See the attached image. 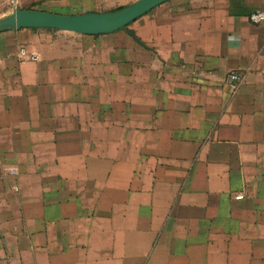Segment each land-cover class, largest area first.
I'll return each instance as SVG.
<instances>
[{
    "label": "crops",
    "instance_id": "1",
    "mask_svg": "<svg viewBox=\"0 0 264 264\" xmlns=\"http://www.w3.org/2000/svg\"><path fill=\"white\" fill-rule=\"evenodd\" d=\"M137 1L0 0V19ZM261 8L169 0L108 34L1 32L0 264H264Z\"/></svg>",
    "mask_w": 264,
    "mask_h": 264
},
{
    "label": "water",
    "instance_id": "2",
    "mask_svg": "<svg viewBox=\"0 0 264 264\" xmlns=\"http://www.w3.org/2000/svg\"><path fill=\"white\" fill-rule=\"evenodd\" d=\"M169 0H138L117 10L98 14L77 16L16 8L10 15L0 19V33L7 30L48 28L84 35L108 34L127 27L158 5Z\"/></svg>",
    "mask_w": 264,
    "mask_h": 264
},
{
    "label": "built area",
    "instance_id": "3",
    "mask_svg": "<svg viewBox=\"0 0 264 264\" xmlns=\"http://www.w3.org/2000/svg\"><path fill=\"white\" fill-rule=\"evenodd\" d=\"M9 2V5L11 6H15L16 5V2L17 0H8ZM250 22L252 24H255V25H264V8H261V9H257L256 11H254L251 15H250ZM20 54L21 56L23 57V59L25 60H38L39 57L38 55L36 54H31L29 55L27 50L26 49H21L20 51ZM230 80L232 81H236L237 80V76L235 74H231L230 76ZM233 88L236 89L237 86L236 84L233 85ZM12 174H15V172H11ZM243 196H238L237 199H242Z\"/></svg>",
    "mask_w": 264,
    "mask_h": 264
}]
</instances>
